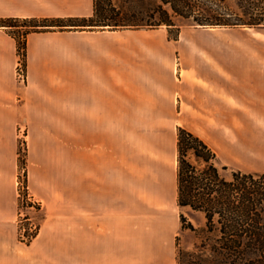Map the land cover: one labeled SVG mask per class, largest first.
I'll use <instances>...</instances> for the list:
<instances>
[{
	"label": "crops",
	"instance_id": "obj_1",
	"mask_svg": "<svg viewBox=\"0 0 264 264\" xmlns=\"http://www.w3.org/2000/svg\"><path fill=\"white\" fill-rule=\"evenodd\" d=\"M94 12V0H0V19ZM233 35L31 33L22 83L17 40L0 27V264H173L186 231L178 128L225 166L264 172V28ZM19 129L28 193L42 204L30 242L19 236Z\"/></svg>",
	"mask_w": 264,
	"mask_h": 264
},
{
	"label": "trees",
	"instance_id": "obj_2",
	"mask_svg": "<svg viewBox=\"0 0 264 264\" xmlns=\"http://www.w3.org/2000/svg\"><path fill=\"white\" fill-rule=\"evenodd\" d=\"M152 1L158 4L136 10L130 5L117 6L113 0H94L91 18H8L0 19V27L10 30L23 57L29 34L57 27L116 30L165 25L180 33L175 18H181L201 27L264 28V0ZM144 14L146 19L141 17ZM19 28L26 30L17 35L13 30ZM189 155L196 163L189 160ZM217 163V153L200 137L178 128V204L202 213L206 221L197 227L181 214L183 230L192 231L198 242L189 250L177 244V264H264V172L246 173L227 166L220 168Z\"/></svg>",
	"mask_w": 264,
	"mask_h": 264
},
{
	"label": "rangeland",
	"instance_id": "obj_3",
	"mask_svg": "<svg viewBox=\"0 0 264 264\" xmlns=\"http://www.w3.org/2000/svg\"><path fill=\"white\" fill-rule=\"evenodd\" d=\"M114 4L117 6H132L136 10H141L147 7H153L158 4L156 1L152 0H130L126 3L124 0H113ZM144 19L147 18V15L144 14ZM140 18V17H139ZM176 23L180 26V33L176 31V29L172 28L169 29L167 26H159L156 28L151 27H142V28H120L116 30H111L110 28H90V27H65V28H50L51 31H65V30H85V31H118V32H132L137 30L143 31H152V30H166L168 32V39L169 40H181V41H188L193 39H198L207 42H213L214 40H239L236 38L235 35L232 34L236 32H240L242 28L245 27H235V28H211V27H201L198 25L188 24L181 18H175ZM26 28H19L14 29L18 35L19 31H24ZM248 32V31H246ZM252 32V31H251ZM191 34V35H190ZM195 34V35H194ZM194 35V37H191ZM20 55V62L17 68V79L19 82L25 83L27 80V71H26V57H23L22 54ZM19 141H20V150H19V178H18V186H19V206H20V217H19V236L22 241L30 242L39 231V219L38 214L42 209V204L32 198L28 193V184H27V130L26 129H19L18 130ZM189 160L193 163H196L194 157L189 155ZM225 161L221 158L218 159V166L222 168L225 166ZM231 168V167H230ZM233 169V168H231ZM222 173L226 177H230V173L223 171ZM179 213L184 214L192 223H194L197 227H202L205 225V217L201 214L193 213L189 208H181L177 210ZM32 226L36 227L33 231H30ZM25 227L26 229V238L23 239L21 237V228ZM198 242L196 235L190 231H179L176 239V244L183 249H193L194 245ZM176 253L177 247L176 245L173 246V264H176Z\"/></svg>",
	"mask_w": 264,
	"mask_h": 264
},
{
	"label": "built area",
	"instance_id": "obj_4",
	"mask_svg": "<svg viewBox=\"0 0 264 264\" xmlns=\"http://www.w3.org/2000/svg\"><path fill=\"white\" fill-rule=\"evenodd\" d=\"M36 227H34V226H32V228H30V231H33V229H35ZM21 232H23V233H21V237L23 238V239H25L26 237V229H25V227H23V228H21Z\"/></svg>",
	"mask_w": 264,
	"mask_h": 264
}]
</instances>
